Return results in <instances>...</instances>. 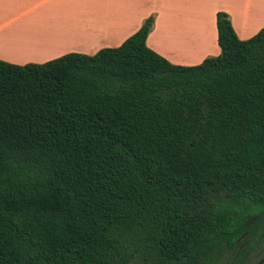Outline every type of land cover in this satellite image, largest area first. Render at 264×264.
Wrapping results in <instances>:
<instances>
[{
  "label": "trees",
  "instance_id": "trees-1",
  "mask_svg": "<svg viewBox=\"0 0 264 264\" xmlns=\"http://www.w3.org/2000/svg\"><path fill=\"white\" fill-rule=\"evenodd\" d=\"M117 47L0 59V264H179L264 207V27L174 64Z\"/></svg>",
  "mask_w": 264,
  "mask_h": 264
},
{
  "label": "crops",
  "instance_id": "crops-1",
  "mask_svg": "<svg viewBox=\"0 0 264 264\" xmlns=\"http://www.w3.org/2000/svg\"><path fill=\"white\" fill-rule=\"evenodd\" d=\"M217 11L229 15L239 39L264 27V0H0V59L25 64L70 52L92 55L119 46L150 16L146 44L166 59L173 55L162 48L160 36L168 49L190 55L211 34V48L202 57L213 55L220 51Z\"/></svg>",
  "mask_w": 264,
  "mask_h": 264
},
{
  "label": "flooded vegetation",
  "instance_id": "flooded-vegetation-1",
  "mask_svg": "<svg viewBox=\"0 0 264 264\" xmlns=\"http://www.w3.org/2000/svg\"><path fill=\"white\" fill-rule=\"evenodd\" d=\"M235 222L224 243L179 264H264V207Z\"/></svg>",
  "mask_w": 264,
  "mask_h": 264
},
{
  "label": "rangeland",
  "instance_id": "rangeland-1",
  "mask_svg": "<svg viewBox=\"0 0 264 264\" xmlns=\"http://www.w3.org/2000/svg\"><path fill=\"white\" fill-rule=\"evenodd\" d=\"M160 37L158 38V40H159V43L162 46V48L165 51H167V53H169L170 55H173V56H170L169 59H167L171 63H173V62H177V63H182V62L183 63H196L197 62V63H200V62H202V60L205 57L216 56V55H218L220 53V51H219L217 54H213V55L208 54V55L202 57V55H204V53H206V51H208L211 48V43L213 41V37H212L211 34L207 38H205V40L202 42L201 48L199 50L194 51V52L190 51L189 53H187V54H190V55H181L180 53H178V52H176L174 50L168 49L167 47H165L162 44ZM199 60H200V62H198Z\"/></svg>",
  "mask_w": 264,
  "mask_h": 264
}]
</instances>
